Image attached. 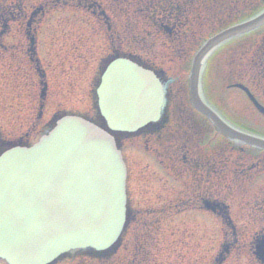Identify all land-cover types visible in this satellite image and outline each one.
Here are the masks:
<instances>
[{
    "label": "rangeland",
    "instance_id": "obj_1",
    "mask_svg": "<svg viewBox=\"0 0 264 264\" xmlns=\"http://www.w3.org/2000/svg\"><path fill=\"white\" fill-rule=\"evenodd\" d=\"M21 16L22 13L18 15ZM10 21L5 28H0V135L14 140L26 131L32 143L43 132L54 111L68 110L72 114L90 111L97 75L109 54L108 44L102 25L89 14L72 7H57L39 17L34 31L35 54L29 56L30 39L25 35V22L22 19ZM175 46L177 54L169 55V61L165 49L159 47H153L154 54L150 58L155 65L167 70L166 76L174 81L172 96L180 99V93H184L187 86L190 50L180 47V43ZM128 47L134 52L140 45L137 48L123 46ZM140 52L144 54L147 50ZM223 56L214 55L208 61L202 74L204 97L229 121L264 135V118L248 104L240 90L226 86L222 72L228 59ZM44 86L45 96L40 98ZM38 112L41 116L36 115ZM123 150L127 207L133 209L136 221L128 224L120 235L122 243L116 263L129 262L133 257L137 264L140 259L141 264H211L220 252L223 257L220 264H255L240 253L238 246L237 254L230 245L227 250H220L222 243L231 242L230 229H222L224 225L217 218L199 209L197 203L201 197H188L190 188H181L156 163L144 148L142 139L127 141ZM247 183L245 195L253 198L244 204L239 202L241 196L235 197L230 206L233 223L241 234L254 231L264 234L261 214L256 223L251 222L256 215L255 206L264 199V173L252 176ZM177 189L180 199H186V208L165 214L163 206L175 198ZM208 194L205 195H212L211 189ZM58 264L99 263L75 257L69 263Z\"/></svg>",
    "mask_w": 264,
    "mask_h": 264
},
{
    "label": "water",
    "instance_id": "obj_2",
    "mask_svg": "<svg viewBox=\"0 0 264 264\" xmlns=\"http://www.w3.org/2000/svg\"><path fill=\"white\" fill-rule=\"evenodd\" d=\"M262 22L264 10L209 38L194 56L189 87L193 105L221 132L264 148V140L239 134L220 122L201 103L196 87L202 55ZM104 72L96 92L110 129L133 131L158 116L162 89L150 72L125 60L114 61ZM56 124L32 148L15 147L0 154V239L9 241L18 234L24 243H37V253L43 251L39 261L25 264H43L69 249L104 248L123 221L125 170L114 141L76 117H63ZM94 229L97 235L88 238V233L96 234Z\"/></svg>",
    "mask_w": 264,
    "mask_h": 264
}]
</instances>
